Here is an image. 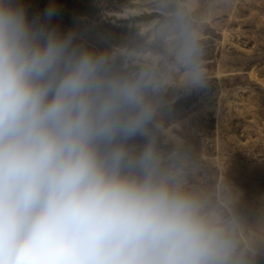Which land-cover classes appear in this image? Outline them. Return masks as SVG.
I'll list each match as a JSON object with an SVG mask.
<instances>
[{
    "label": "clouds",
    "instance_id": "9594fccd",
    "mask_svg": "<svg viewBox=\"0 0 264 264\" xmlns=\"http://www.w3.org/2000/svg\"><path fill=\"white\" fill-rule=\"evenodd\" d=\"M150 83L0 0V264H240L158 151Z\"/></svg>",
    "mask_w": 264,
    "mask_h": 264
},
{
    "label": "rangeland",
    "instance_id": "374dc122",
    "mask_svg": "<svg viewBox=\"0 0 264 264\" xmlns=\"http://www.w3.org/2000/svg\"><path fill=\"white\" fill-rule=\"evenodd\" d=\"M90 2L115 28L112 41L123 43L105 45L109 58L151 81L146 99L165 164L206 211L231 223L240 264H264V0ZM15 3L46 32L87 26L84 18L66 24L58 0Z\"/></svg>",
    "mask_w": 264,
    "mask_h": 264
},
{
    "label": "trees",
    "instance_id": "16d2710c",
    "mask_svg": "<svg viewBox=\"0 0 264 264\" xmlns=\"http://www.w3.org/2000/svg\"><path fill=\"white\" fill-rule=\"evenodd\" d=\"M58 2L64 5V9L61 10L64 22L71 25L75 23L76 18H84V21L80 22V25H87L86 28L75 30L72 36L73 46L88 50L97 55H103L108 59V65L110 70L120 76L130 77L131 71L123 68V61L118 57L109 58L105 50V45H122V42L112 41L111 32L115 30L112 23L101 21L102 9L92 5L90 0H58ZM73 16V19L70 17ZM72 20V22H71ZM131 32L135 33L136 30L132 29ZM78 34V35H77ZM61 37L67 36L64 32L59 35Z\"/></svg>",
    "mask_w": 264,
    "mask_h": 264
}]
</instances>
